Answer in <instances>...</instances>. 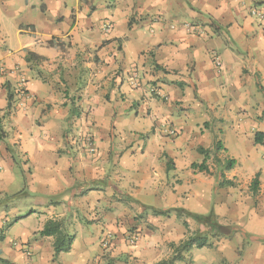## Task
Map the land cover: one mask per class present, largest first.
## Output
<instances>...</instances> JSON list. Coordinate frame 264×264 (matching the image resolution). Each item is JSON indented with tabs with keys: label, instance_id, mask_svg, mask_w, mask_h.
Listing matches in <instances>:
<instances>
[{
	"label": "crops",
	"instance_id": "crops-1",
	"mask_svg": "<svg viewBox=\"0 0 264 264\" xmlns=\"http://www.w3.org/2000/svg\"><path fill=\"white\" fill-rule=\"evenodd\" d=\"M254 7L264 13V0H0V63L11 71L0 76V258L169 264L171 243L204 231L181 208L236 225L218 243L245 240L241 264H264V19ZM199 148L211 150L209 172L193 166L206 158ZM50 220L68 251L41 234ZM210 246L173 264H215L223 244Z\"/></svg>",
	"mask_w": 264,
	"mask_h": 264
},
{
	"label": "trees",
	"instance_id": "trees-1",
	"mask_svg": "<svg viewBox=\"0 0 264 264\" xmlns=\"http://www.w3.org/2000/svg\"><path fill=\"white\" fill-rule=\"evenodd\" d=\"M27 58L29 59V56ZM1 137H3V131L0 130V138ZM199 151L205 154L206 158L202 163L200 164L194 163L193 166L194 168H198L200 171L209 172V166L207 164V156L209 155V150L204 148H199ZM235 164L236 161L234 159H229L225 164V168L230 170L235 166ZM226 182L227 184H233L230 181H226ZM259 184H260L259 174H257L256 177L252 180V184H251L252 190L254 192L258 191ZM172 210L176 211L179 217H183V216L190 217L194 219L199 224V226H203L205 228V230L202 232L200 231V229H198L194 234L187 236L184 240L181 241L178 247L174 249V254H173L174 261L180 257V253L183 250L192 248L194 246L198 248L207 246L209 233H214V234L216 233L219 236L220 235L232 236L233 233L235 232V230L232 227L224 226L220 224L217 220V215L213 210H211L206 214L192 213L188 210L181 208H176ZM169 211L156 210L155 212L157 214H164V213H168ZM184 225L188 227L187 221H184ZM60 228L61 225L59 224L58 221L50 220L47 222L45 228L41 231L42 235L56 236V241H55L56 253H59L60 251H68L70 249V246L63 247L64 244L63 239L66 235L63 234ZM0 262L3 264H12L8 260L2 258H0Z\"/></svg>",
	"mask_w": 264,
	"mask_h": 264
},
{
	"label": "rangeland",
	"instance_id": "rangeland-1",
	"mask_svg": "<svg viewBox=\"0 0 264 264\" xmlns=\"http://www.w3.org/2000/svg\"><path fill=\"white\" fill-rule=\"evenodd\" d=\"M78 136H80V138H81V144H79L80 148H82V150L85 153L92 154V152L89 151L88 146L85 144V141H83V139H82L84 136L82 134L78 135ZM93 140H94V138H93ZM209 151L211 152V150H209ZM213 155H214L213 160L216 161L218 159V156L215 154V148H214V154ZM219 181H220V185L227 184L226 180L222 181L221 179H219ZM230 227H232L234 229L236 227V225H232ZM134 229H136V228H134ZM204 230H205V228H204ZM237 230H239V229H237ZM187 236H189V233ZM224 237L228 238V237L223 236V235L219 236L216 233L215 234L214 233L208 234V241L210 242V245H211L210 248H214L215 252L219 249L218 246L223 244L221 250H219L220 254L217 253L218 256H216V258H215L216 259L215 264H241L242 259L240 257L238 258L236 253H237V251H240V249H242L244 247L245 240L237 241V240H234L231 238L229 241H226V239H225V241L223 243H218V242L222 241L223 240L222 238H224ZM180 243L181 242L176 243V244L171 243L172 249L174 250L176 247H178V245ZM236 246L238 247L237 249H236ZM180 255H181V253H180ZM168 262H169V264H173V262H174L173 256L169 258Z\"/></svg>",
	"mask_w": 264,
	"mask_h": 264
},
{
	"label": "built area",
	"instance_id": "built-area-1",
	"mask_svg": "<svg viewBox=\"0 0 264 264\" xmlns=\"http://www.w3.org/2000/svg\"><path fill=\"white\" fill-rule=\"evenodd\" d=\"M251 14L256 16V17H259L260 19H264V13L254 7L251 9ZM102 28L106 31H109L112 29L113 27V24L111 21L109 20H105L102 24ZM214 63L217 67H221L222 66V63H221V60L219 59V57L217 55H214ZM8 72H11L10 70H8V68L3 64V63H0V76H5L8 74ZM19 93L21 94V96L24 98V99H30L31 98V95L30 93L24 88H20L19 90ZM168 132H170L171 134H175L176 131L175 130H172V129H168ZM85 144L88 146V149L90 152L92 153H95L96 150H97V147L95 146V142L92 138V136L90 135H85ZM111 239H112V235L111 234H107L105 239L103 240V244L105 247H108L111 243ZM138 240V234H131L129 237H128V241L131 245H134L136 243V241Z\"/></svg>",
	"mask_w": 264,
	"mask_h": 264
}]
</instances>
